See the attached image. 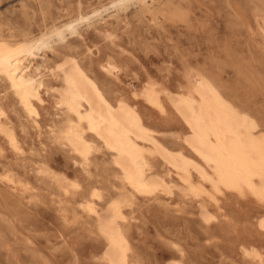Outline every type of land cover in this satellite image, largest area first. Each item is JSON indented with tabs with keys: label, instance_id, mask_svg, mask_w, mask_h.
I'll list each match as a JSON object with an SVG mask.
<instances>
[{
	"label": "bare ground",
	"instance_id": "6f19581e",
	"mask_svg": "<svg viewBox=\"0 0 264 264\" xmlns=\"http://www.w3.org/2000/svg\"><path fill=\"white\" fill-rule=\"evenodd\" d=\"M96 1L77 0L74 10L61 9L50 23L44 15L38 33L28 29L15 34L10 29L6 34L0 26V155L4 144L24 159L40 156L34 149L36 140L39 152L46 141L57 143L89 175L93 155L102 149L107 152L119 184L109 200L96 185L83 194L78 178L42 160L34 162L35 175L48 177L55 186L58 194H50L64 219L68 211L60 196L65 202L74 199L72 218L79 210L93 220L103 239L100 251L106 264H138L127 213L139 197L149 201L163 197L176 212L190 200L206 224L219 217L228 219L229 201L237 208L255 207L254 226L263 233L264 126L222 92L205 70L186 65L175 90L145 68L140 75L132 62L114 52L101 55V40L120 47L112 25L128 27L129 12L147 17L153 25L160 23L164 12L167 18L183 22L186 13L165 5L167 0ZM259 14L257 27L264 48V8ZM76 40L82 51L70 47ZM60 48L66 50L50 61L49 54ZM8 95L24 122L18 124L12 117ZM47 108L50 117L44 124L41 110ZM149 112L178 118L181 130L173 133L177 145L160 138V131L148 120ZM155 162L162 171H156ZM0 182L19 194L33 189L31 181L12 167L0 171ZM176 249L179 256L166 264H184L183 250ZM242 251L255 264H264L258 245L243 244Z\"/></svg>",
	"mask_w": 264,
	"mask_h": 264
},
{
	"label": "rangeland",
	"instance_id": "374dc122",
	"mask_svg": "<svg viewBox=\"0 0 264 264\" xmlns=\"http://www.w3.org/2000/svg\"><path fill=\"white\" fill-rule=\"evenodd\" d=\"M76 1L0 0V26L6 34L10 29L15 34L28 29L38 33L44 15L50 23L61 9L74 10ZM167 4L185 12L186 22L171 20L164 12L160 23L153 25L147 17L129 12L128 27L112 25L117 34L115 42L120 47L101 40V55L114 52L120 59L132 62L140 75L145 68L163 77L175 90L186 65L205 70L222 92L264 126V48L257 27L264 3L167 0ZM70 47L82 51L79 40L72 41ZM65 50L60 48L57 53H50V61L57 60ZM95 59L93 56V62ZM133 82L138 83L136 79ZM8 100L16 123L24 122L14 98L8 95ZM49 111V108L41 110L44 124L49 121ZM149 115L148 120L160 131V138L168 145H177L174 134L181 130L178 118H161L150 112ZM29 131L33 133L32 128ZM37 141L34 149L40 156L24 159L3 143L6 149L0 155V171L14 168L19 176L31 181L33 189L19 194L0 182V264H106L100 251L103 239L95 231L93 220L79 210L76 218H72L74 199L65 202L60 196L68 211L64 219L50 194H58L55 186L48 177L35 175L34 162L42 160L78 178L83 184V194L96 185L103 190L105 200H109L119 184L107 152L102 149L93 155L88 175L65 147L46 141L45 149L39 152ZM155 168L162 171L159 162H155ZM164 200L139 197L128 209L127 227L138 264H166L179 256L177 247L183 250L184 264H255L243 255V244L258 245L264 253V232H257L254 226L255 207L237 208L229 201L226 206L229 218L219 217L218 221L206 224L199 218L194 202L185 201L183 210L176 212Z\"/></svg>",
	"mask_w": 264,
	"mask_h": 264
}]
</instances>
